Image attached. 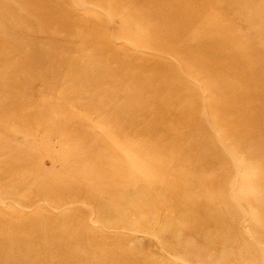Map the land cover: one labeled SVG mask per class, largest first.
Returning a JSON list of instances; mask_svg holds the SVG:
<instances>
[{
  "label": "rangeland",
  "instance_id": "rangeland-1",
  "mask_svg": "<svg viewBox=\"0 0 264 264\" xmlns=\"http://www.w3.org/2000/svg\"><path fill=\"white\" fill-rule=\"evenodd\" d=\"M0 264H264V0H0Z\"/></svg>",
  "mask_w": 264,
  "mask_h": 264
}]
</instances>
